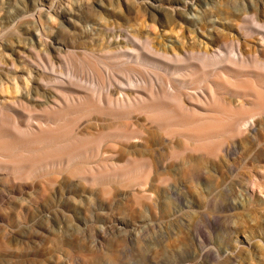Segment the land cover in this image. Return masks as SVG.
Instances as JSON below:
<instances>
[{
  "label": "rangeland",
  "instance_id": "obj_1",
  "mask_svg": "<svg viewBox=\"0 0 264 264\" xmlns=\"http://www.w3.org/2000/svg\"><path fill=\"white\" fill-rule=\"evenodd\" d=\"M258 60L264 0H0V264H264ZM169 79L184 109L150 98ZM186 143L224 150L171 156Z\"/></svg>",
  "mask_w": 264,
  "mask_h": 264
},
{
  "label": "bare ground",
  "instance_id": "obj_2",
  "mask_svg": "<svg viewBox=\"0 0 264 264\" xmlns=\"http://www.w3.org/2000/svg\"><path fill=\"white\" fill-rule=\"evenodd\" d=\"M132 37L134 39H137L136 36H132ZM145 49L149 52V54H151L153 56L157 55V56H159V58L164 57V58H167V59L171 60L172 57H178V55L176 53H175L174 56L171 57V55H169L168 53H166L164 51H158V50H156L152 46L151 43H148V47H145ZM133 52L135 54H139L138 53V50H136V49H133ZM194 54H196V52H194ZM146 57H147V55H146ZM113 58L115 59V57H113ZM137 58H139V60L141 59V61H142V56L141 55H139ZM143 61H145V59H143ZM157 61H159V60H157ZM101 62H103V61H101ZM145 63H147L148 65L153 66V68H155L154 65H153L155 63H153L150 60H148V57H147V60H146ZM257 63H258L259 66L264 65V62H261L259 60L257 61ZM104 64H105L104 67H102L100 65V68L105 73H107L108 75H112V74H115L116 73V68H115L114 63H112V62H106ZM215 64H216L215 59L212 58L209 54H205V57L203 59V65L206 66V67H209V66H212V65H215ZM141 66H143V65H141ZM90 68L93 69V73H94V75H96L95 73L97 71L96 70L97 68H95V67H90ZM134 73L137 74V73H140V72L134 68ZM157 73L158 72H156V74ZM133 77H135V76H133ZM133 77L130 76V78H129V80H130V82L132 84H134L133 83V81H134L133 80ZM139 77H141V79H139V81H137V82H142V83L145 82V83H148V81H149V82L152 83L151 78H150V80H148L146 78L147 77L146 75L145 76H139ZM109 81H110V83H109V86H110L109 88L110 89H112V87H114L113 85H115V83L118 82L113 77L114 84H112L111 83L112 82L111 76H109ZM173 82H174L173 79H171V80L169 79V81L162 80L161 81V83H162L161 89H157L156 86L155 87H152V90H151V93H150V98L153 99V100L159 99V98L169 99V100H172L174 103H176V105H177L178 108H183L184 109L183 99L181 97V94L178 92V90H176V87L174 86ZM121 85H122L121 90H125L128 87H129L128 89H130V86L127 84L126 81H124V83H122ZM152 86H154V85L152 84ZM250 87H251V89H253L256 92L257 96L261 100V103L260 104L262 105V107L264 109V106H263L264 105V99H263L264 93L260 90L262 88H258L257 89V88L254 87V85L252 83L250 84ZM92 93H93L92 95L96 96V94L98 93L97 92V89L96 90H92ZM123 94H124V95H122L123 97H118V98H116L115 96H113L111 92H109L107 95H100L99 96V99H98V103H99L98 105L101 108H103L105 110H108V111L122 112V111H126V110L128 111V110H130L132 108H135L137 106H140L142 104H147L148 101H149V99L146 96H144V95H139L136 98H133L131 95H128L125 92ZM78 100H80V99H78ZM173 102H171V103H173ZM251 118L253 119L254 117H251ZM216 119H217L216 116H212L211 119L208 120V123H207L208 127H206L205 129H202V128L197 129L195 131V133L196 134H200V133H204L206 131L215 130L216 129L215 122H217V121H215ZM249 124H250L251 127H255L258 124V122L254 119L253 122H251V123L249 122ZM3 125H4V119L2 117H0V128ZM242 125L244 126V124L242 123V121H240V120L236 121V126L238 127V131L240 132V134H242V133L245 134V130H240V127ZM157 128L159 129V131H164L159 126H157ZM141 135L147 138L148 143L151 144L150 147H152V141L155 139L156 134L151 139L146 135V133H141ZM138 138L139 137H137V136H131L129 139L133 140V139H138ZM141 139H143V138H141ZM141 141L142 140H139L138 142L141 143ZM149 144H147V145L149 146ZM223 145H224L223 143H221V144H215V145H211V144H209V145L207 144L206 145V144H198V143H195V144L186 143V144H184L182 146H175L174 147L175 149H177V150L180 149L181 151H180V153H177V152L172 153L171 156L172 157H177L179 155H182V157L184 158L185 161H187L189 163H192V164L195 163V161L197 160V158L204 159L207 162H218L219 159H220V156H219L218 152L224 150ZM178 171H180V169ZM235 257L236 258H240L239 254L238 255L236 254Z\"/></svg>",
  "mask_w": 264,
  "mask_h": 264
}]
</instances>
